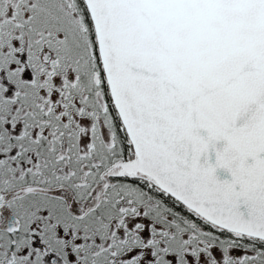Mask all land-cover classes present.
Here are the masks:
<instances>
[{"label":"snow or ice","instance_id":"snow-or-ice-1","mask_svg":"<svg viewBox=\"0 0 264 264\" xmlns=\"http://www.w3.org/2000/svg\"><path fill=\"white\" fill-rule=\"evenodd\" d=\"M0 264H264V0H0Z\"/></svg>","mask_w":264,"mask_h":264}]
</instances>
